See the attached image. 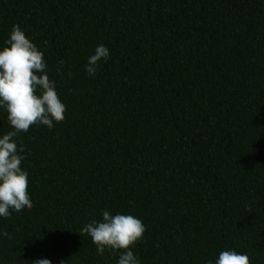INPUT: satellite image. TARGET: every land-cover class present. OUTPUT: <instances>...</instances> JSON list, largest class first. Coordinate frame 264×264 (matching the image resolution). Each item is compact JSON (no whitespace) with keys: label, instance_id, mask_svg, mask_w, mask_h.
Segmentation results:
<instances>
[{"label":"trees","instance_id":"1","mask_svg":"<svg viewBox=\"0 0 264 264\" xmlns=\"http://www.w3.org/2000/svg\"><path fill=\"white\" fill-rule=\"evenodd\" d=\"M14 24L66 112L16 137L33 208L0 218V264H116L80 234L103 210L142 220L141 264H264V0H0V45Z\"/></svg>","mask_w":264,"mask_h":264},{"label":"clouds","instance_id":"2","mask_svg":"<svg viewBox=\"0 0 264 264\" xmlns=\"http://www.w3.org/2000/svg\"><path fill=\"white\" fill-rule=\"evenodd\" d=\"M109 49L98 45L88 57L85 71L94 77L103 58L109 59ZM62 66V65H60ZM0 110L6 113L11 128L0 134V218L12 212L22 213L33 208L29 194V175L23 170L25 149L16 137L33 127L52 129L65 119L66 105L59 98L56 83L47 74L44 53L26 37L18 24L12 25L3 45H0ZM146 227L131 214H111L103 210L99 220L93 219L81 229L96 245L97 254L106 250L118 252L116 264H141L131 246L142 239ZM7 233L0 232V235ZM32 264H52L47 258ZM207 264H250L246 253L234 249L220 251Z\"/></svg>","mask_w":264,"mask_h":264}]
</instances>
